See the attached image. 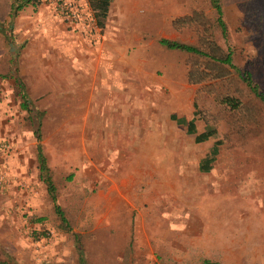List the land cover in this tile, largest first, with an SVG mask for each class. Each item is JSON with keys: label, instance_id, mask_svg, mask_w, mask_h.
<instances>
[{"label": "rangeland", "instance_id": "rangeland-1", "mask_svg": "<svg viewBox=\"0 0 264 264\" xmlns=\"http://www.w3.org/2000/svg\"><path fill=\"white\" fill-rule=\"evenodd\" d=\"M66 1L70 7L58 0L27 3L11 16L10 0H0V133L7 134L0 144L13 151L18 135L30 161L21 173L5 164L0 264H79L74 234L84 264H200L204 258L264 264V223H256L264 200V107L240 78L249 74L264 93V0H219L226 39L208 0H116L101 30L84 0ZM106 36H116L121 79L136 48L147 70L137 78L147 86L146 99L152 97L151 113L133 100L128 105L123 92L116 104L102 89L88 99L82 70ZM159 39L209 54L217 44L230 50L235 69L165 48ZM216 72L224 77L213 79ZM17 80L34 122L18 108ZM225 95L241 107L221 105ZM88 109L99 110L91 123L81 119ZM194 110L196 131L215 130L200 144L169 117L189 119ZM37 118L68 229L34 169ZM213 140L216 159L199 172L198 158Z\"/></svg>", "mask_w": 264, "mask_h": 264}, {"label": "trees", "instance_id": "trees-1", "mask_svg": "<svg viewBox=\"0 0 264 264\" xmlns=\"http://www.w3.org/2000/svg\"><path fill=\"white\" fill-rule=\"evenodd\" d=\"M38 1L39 0H10L9 15L11 16L15 15L16 12L19 11L27 3L36 4L38 3ZM110 1L111 0H87L91 15L95 21L96 26L100 30L103 28L104 21L107 15L108 5ZM208 1L215 11L214 20L219 28L220 35L223 39H226V26L222 19V10H221L219 0H208ZM159 43L168 49L181 50L187 53L204 56L214 61L215 63L224 65L228 68L235 69L234 65L231 62L230 50L227 49L226 52L224 53L222 52V50H220V47L217 44L213 43L212 50H211L212 53L209 54L208 52H202L201 50H199L197 47L193 45L181 43V42L174 41V40L160 39ZM240 75H241L240 78L244 82L248 92L251 94V96H253L254 98H257L264 107V93L259 91L257 85L252 80L249 74H244V75L240 74ZM212 77L213 79H219V78L224 77V73L216 72ZM188 79H191L190 73H188ZM16 83H17L18 95L20 98V107L26 110L28 117H31V121H33V118L35 117V115L32 114L31 109L27 105L28 100H27V94L24 89V86L18 80L16 81ZM219 101L221 105H223L230 111L238 110L241 107L240 100L233 96L225 95L221 97ZM39 115H41V112H36V116H39ZM196 116H197V113L194 110L192 112V117L189 119V121L186 122L182 118L176 119L175 121L184 126L186 125V128H187L186 133L189 135H194L193 139L195 143H201L207 140L208 138L213 137L215 135V130L214 128H211V127H205L200 134H195L193 123H194ZM170 118L175 119L174 116H171ZM39 123L40 122L38 121V118H37L35 128L33 129V135L37 142L35 145V160H36L37 178L45 187V192L47 196L49 197V200L52 204V208H53L55 215L58 217L59 224L62 227H65L68 229V222L60 206L57 204L55 186L50 176V171L46 164V159L42 153L41 146L38 142L39 141V132H38ZM217 154H218V143L217 141H214L213 144L208 149V151L205 153V155L201 159L198 160L197 162L198 171L202 173H207L211 169V165L215 161ZM73 243H74L78 263L84 264V258H83V254H82V250H81V246H80L77 234L73 235ZM200 264H220V263L217 261L204 258L200 261Z\"/></svg>", "mask_w": 264, "mask_h": 264}, {"label": "crops", "instance_id": "crops-1", "mask_svg": "<svg viewBox=\"0 0 264 264\" xmlns=\"http://www.w3.org/2000/svg\"><path fill=\"white\" fill-rule=\"evenodd\" d=\"M111 5L116 6V0L110 1L109 5H108L106 19L108 18V15H109L108 12L111 9ZM159 40H158V43H159ZM100 45H101V47L96 49L98 51L91 53V57H90V55H88L87 60L89 62L87 63V66L86 67L84 66L85 68H83V70H82L84 81H85L84 82V88H87L88 93H89L88 99L94 98L95 96L98 97L100 95L99 93L102 89V90L106 91V93L108 94L106 97L107 99L109 98L108 103H115L116 104L117 101L118 102L120 101V99H121L120 95L123 92L124 94L122 96L126 100H128V103H127L128 105L130 104L131 100H133L132 102L134 104L139 103L140 105L143 106V110H142L143 112H150V109L147 110L146 107L148 106V108H149L151 106L152 97L149 96L146 99L144 89L147 86L145 84H143L144 82H142L141 80L139 82L138 78H137V73L139 71L143 72V73H147V70L145 69V64L143 65V63H140L141 60L138 61V58H140V57L138 56V52H137L136 48L134 50H132L128 55V66H129L128 71L124 74V78L121 79L119 74H117L118 70L116 69V36H112V37L106 36V39ZM161 46H163V45H161ZM69 88L70 89L72 88V84H69ZM17 92H18V90H17ZM96 92H97L98 96H97ZM93 93L95 94L94 97L92 96ZM141 95H144V97L140 98L139 96H141ZM156 95H159V98L162 97V95L160 94V91L157 92ZM73 96L79 97L77 95L75 96L72 93L71 94L66 93V97L73 98ZM76 99H78V98H76ZM82 103H83V101H82ZM89 103H90V100H86V104H89ZM19 106H20V102L18 104V108L20 110H24ZM98 112H99V110H97L96 113L89 112V109H88L83 113V115L81 116V119L83 122L86 121L88 123H91V122L95 121L94 119L97 116ZM115 113H116V110H115ZM169 117H171V116H169ZM180 118L184 119L186 122L189 121V119H190V118L186 119L185 117H180V116L178 117L177 116V117H175V119H171V120H173L178 125H182V124L177 123L175 121L176 119H180ZM15 122H16V120L14 119V123ZM194 122H195V120H194ZM194 124L195 123H193V128L195 130V134H200L204 128H202V130L198 132V131H196ZM17 125H19V124H17ZM182 126L185 128V133H186V130H187L186 125L185 126L182 125ZM20 133H22V132L20 131L19 134ZM0 134L2 136L7 137V134H4V133H0ZM187 135H189V134H187ZM12 136H14L13 132L10 133V135L8 137L12 140L13 139ZM21 136H23V135L21 134ZM190 136H192V141H193V143H195L194 139H193L194 135H190ZM25 137H27V136H25ZM19 138L20 137L18 135H16V147H14L13 151L8 148L9 146L4 147V152L2 155V161L4 162V164H7V165H9V163H10L11 166H14L17 169H19V171L21 173L25 169L24 163L30 164V161L27 159L26 156L22 157V153H24L25 151L21 150V146L19 144ZM210 138H208L207 140H205L201 143H204V142L210 140ZM34 140H35V138H34ZM214 141H217V143H218V140H213V142ZM213 142H212V144H213ZM36 143L37 142L35 140L34 145H33L34 146V169H35V172L37 174L36 160H35V145H36ZM11 144H12V142H11ZM195 144H200V143H195ZM16 156L18 158L20 157V160H17ZM203 156L199 157L198 160L201 159ZM196 167H197V165H196ZM263 206H264V200H262V202H259V204H257V209H256V210H258V213H256L257 225H261L264 223V207ZM247 209H248V211L254 210V208L252 206H248ZM242 222H244V220H242Z\"/></svg>", "mask_w": 264, "mask_h": 264}, {"label": "built area", "instance_id": "built-area-1", "mask_svg": "<svg viewBox=\"0 0 264 264\" xmlns=\"http://www.w3.org/2000/svg\"><path fill=\"white\" fill-rule=\"evenodd\" d=\"M59 1V4L58 5H61L63 3V5H67L68 7L71 6V3L68 1H64V0H58ZM86 4V6H88V2L87 0H84V5ZM89 8V6H88ZM90 11V9H89ZM4 145L3 144H0V186L3 185L4 183H6V180H7V170H6V166L4 164V162L2 161V155H3V152H4Z\"/></svg>", "mask_w": 264, "mask_h": 264}]
</instances>
